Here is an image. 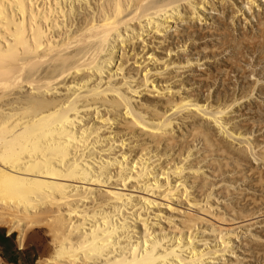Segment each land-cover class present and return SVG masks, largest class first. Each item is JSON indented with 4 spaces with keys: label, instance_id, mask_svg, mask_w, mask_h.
<instances>
[{
    "label": "bare ground",
    "instance_id": "6f19581e",
    "mask_svg": "<svg viewBox=\"0 0 264 264\" xmlns=\"http://www.w3.org/2000/svg\"><path fill=\"white\" fill-rule=\"evenodd\" d=\"M227 23L238 59L264 62V0H0V224L18 247L45 225L54 264L264 263V146L240 106L264 102V74L216 104L186 88L234 73L226 47L188 49Z\"/></svg>",
    "mask_w": 264,
    "mask_h": 264
},
{
    "label": "rangeland",
    "instance_id": "374dc122",
    "mask_svg": "<svg viewBox=\"0 0 264 264\" xmlns=\"http://www.w3.org/2000/svg\"><path fill=\"white\" fill-rule=\"evenodd\" d=\"M211 26L209 27L211 29V30L209 29L210 30L209 32L212 33L211 37L213 38V40L215 39V41L211 40L212 38L210 37L211 39L207 38L210 41H207V39H205V41H203V43L201 42L200 44L198 43L196 45L195 44L194 45L191 44V45L188 46V49H190V48L192 49L191 53H194L195 50L196 51L199 50L200 52L198 54H199L200 57L202 56V58H203L205 55L206 56L207 55H213L214 52H216V51L213 50L214 48H216V46H217V48L219 47V49L222 46L226 47L227 51L224 53V55H222V57L224 58V60H226V61L228 60V62H227L228 64H231V61H235V59L237 58V60L239 61V65L237 63L238 61H236V63H237L236 65H237V67L238 66L239 67H238V69H237L236 66L234 67L235 68L234 73H229V76L227 77L225 82H222L221 79L219 78L220 75H218L217 72L213 73L214 72V70H213L212 73L214 75L211 76L210 82H208L207 86L205 85L206 86L205 88H202V89L198 88L197 89V87H195L196 84L192 85L193 81H190V82L187 81L188 84H186V88L187 89H191V88L194 89L193 93L195 95L199 94L200 97L204 96V98H202V99H206L207 95H209V96L210 95H214L215 94L214 92L216 90L217 91H223V90L225 91L226 90V92L228 93L229 97H230V95H234V93H235V95H237L238 93H242V94L247 93L246 91L249 90L248 89L249 87H247L248 84L254 78H256V76H254V75L253 76L249 75L248 72L251 71V67L253 68L254 64L259 63L258 65H255L254 70L256 71L257 74H258V71L260 72L262 70L261 71L262 75H260V77H263V74H264L263 73L264 72V62H262L261 60H260L261 61L260 62L257 59L251 58V57H249L250 55H247L246 57L241 58L242 61H240L238 59L239 50L241 52L242 49L240 47L241 45L239 44L240 42L238 41V39H237V37L235 35V34H237V32H234L231 29V26L227 23L226 25H224L225 26L224 27V31L225 32L222 30L226 35L223 33L224 35L222 34V37H221V34H219V33H221L222 31L220 29L219 31H217L218 33H216L217 36L215 34V38H214V33H215V30L213 29L214 25L212 27ZM199 27L200 26L198 25V28ZM239 27L240 26H238V28ZM179 29H181V25H180ZM247 29H249V25H247ZM228 30H230V31H228ZM212 31H214V32H212ZM219 35H220V37H219L220 39L218 38ZM205 44H207V46ZM217 44H219L221 46H219ZM197 45H199L200 48ZM203 48L204 49H208V50H204V52L203 51L201 52V49H203ZM195 53L197 54V52H195ZM193 56H192V58H193ZM231 57L233 59H231ZM249 58H251L252 60L249 59ZM212 60L213 59H211V58L208 60V65H210L211 71H212V69H215V67H217L220 64L224 63V62H222L219 59L217 60L218 62L217 61L216 62H212ZM248 62H249V64L251 66L248 64ZM220 66L222 67V65H220ZM242 66L245 67V68H243ZM249 66H250V68H249ZM204 67L205 66H202V67L197 68V69H203ZM221 67H219V68H221ZM208 68H209V66H208ZM241 68L245 69L246 73L245 72L242 73V71H241L242 69ZM183 70H185V71H183ZM181 71H183L182 72V74H183L182 76H184V77L186 75L188 77H191L192 75H195V74L197 75L198 73H200V72L194 71V69H188V68L182 69ZM198 71H201V70H198ZM235 75H238V77H236ZM248 75H249V77H248ZM187 76L184 78L185 80L187 79ZM239 76H240V80L242 81L243 85H241V83L238 85V82H236V79L239 78ZM263 80L264 79H261L260 82H264ZM260 82H259V84H260ZM226 86H230V87L228 88ZM224 88H227V89H224ZM199 90H201V91H199ZM205 90H207L210 93L208 94V92H205ZM203 92H204V94H203ZM254 96L255 95H254V92H253L252 97H254ZM210 97H209L210 99L207 98V102H208V100H210L209 102L211 104H216V102H214L216 99L214 97H212V96H210ZM249 98H247V99L245 98L246 100L243 99L244 103L242 102L241 103L242 105H240L241 107L245 106L244 111H245V113L248 114L246 116L249 117L248 118L249 120L246 121L249 124V126L251 127V129L248 130L249 131L248 134L250 133V135H248L249 136V140L252 141L251 139H254L252 141V143H258L260 146H264V102L261 100L262 102H260L261 103V105H260L259 104L260 100L258 101V99H256L257 103H253V102H255L254 99L252 98L253 99L252 100L250 98L251 99L250 100ZM237 114L235 113L234 116H233V117H235L234 121L237 120V122L240 123V122H242L241 120L243 119V117H239ZM240 125H243V124L240 123ZM260 141H263V142H260ZM255 150L256 149H254V151ZM252 159L253 158L250 157V160H251L250 161L251 162V164H250L251 166L250 167L252 169H257V170L261 171V178L260 179H262V183H260V184L264 187V166H263L264 165V160H262L263 161L262 162V161H259V160L254 161ZM262 192H263L262 195H264V190H262ZM256 209H257L258 216H257V219H255V220H258V221L264 220V203L259 201L258 204H257ZM201 216L204 217L205 219H207V221H211V222L207 223L208 225L206 223H203L204 227L206 226L207 228H209L210 223L213 224L214 222H215L214 225H216V226L219 225L210 216H204V215H201ZM13 230H11V233L9 231V233H10L9 234L8 233V226H4V225L0 226V264H43V263L47 264L48 262L51 261V259L48 260V258H51V255H52V253H53V251L55 249V244H54V242L52 240V236L49 234V230H48L47 226L40 225V226H36L34 228L33 227L28 228L22 235V243H21L20 247H18V244L16 242L17 240H15L16 239L15 238V234H16L17 231L16 230L13 231ZM6 231H7V234H6ZM49 254H50V256H48ZM44 259H46V260H44ZM42 260H44V261H42ZM45 261H47V263ZM51 262H53V261H51ZM51 262L49 264H54V263H51Z\"/></svg>",
    "mask_w": 264,
    "mask_h": 264
}]
</instances>
